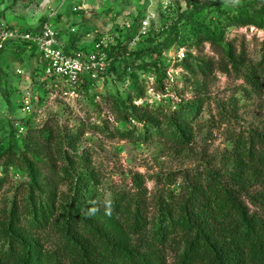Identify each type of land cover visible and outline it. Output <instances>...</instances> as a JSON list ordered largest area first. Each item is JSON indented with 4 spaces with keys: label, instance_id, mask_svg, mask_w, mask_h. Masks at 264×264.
Returning <instances> with one entry per match:
<instances>
[{
    "label": "rangeland",
    "instance_id": "obj_1",
    "mask_svg": "<svg viewBox=\"0 0 264 264\" xmlns=\"http://www.w3.org/2000/svg\"><path fill=\"white\" fill-rule=\"evenodd\" d=\"M217 1L0 0L2 27L38 30L50 21L62 43L71 39L72 52L90 50L103 38L109 41L107 54H116L118 45L125 48L107 76L82 87L75 98L43 87L38 54H0V163L11 161L12 150L17 155L15 167L0 168V258L10 253L6 229L16 200L29 210L44 209L36 243L46 251L63 243L78 173L97 180L98 197L89 205L97 215L119 195L138 194L134 178H139L162 240L170 233L182 237L186 227L181 219L159 222L160 207L169 200L178 203L197 180L213 183L222 193L226 187L264 191L252 162L240 168L235 160V140L264 139V94L252 92L243 78L249 66L264 61V28L235 17L242 7L264 8V0H225L222 8L213 6ZM77 5L83 10L74 13ZM198 5L209 7L199 13L202 23L216 26L222 33L216 43L229 53L198 30L190 17ZM150 14L155 19L144 32L142 23ZM167 37L173 46L159 60L160 78L143 68L158 57L143 56L152 42ZM210 65L211 72L205 71ZM27 91L35 97L32 113L23 106ZM177 115L190 122L171 123ZM35 157L41 161L37 173ZM169 263H175L173 255Z\"/></svg>",
    "mask_w": 264,
    "mask_h": 264
},
{
    "label": "trees",
    "instance_id": "obj_2",
    "mask_svg": "<svg viewBox=\"0 0 264 264\" xmlns=\"http://www.w3.org/2000/svg\"><path fill=\"white\" fill-rule=\"evenodd\" d=\"M226 2L218 0L213 6L222 8L226 6ZM208 8L198 5L190 17L195 19L198 30H204L205 39L212 41L221 51L227 50L229 53L230 49L216 43L222 40V33L216 26L202 23L203 17L199 13ZM248 9L252 10V15L247 12ZM57 16L54 17L55 20ZM235 19L264 28V8L242 7ZM54 30L61 40L60 32L55 27ZM197 34L198 32L194 33L195 36ZM168 40L167 37L160 43L152 42L143 56L158 57L152 62L144 63L143 68L156 73L160 78L162 63L159 60L163 51L173 46ZM71 42L70 39L64 43L67 53H72ZM30 46L24 42H9L0 50V54L20 50L38 54L36 47ZM115 49L116 54L113 50L108 54L113 59L111 67L124 56L125 48L118 45ZM211 70L212 65L205 67V71ZM3 75L4 71L0 68L1 88ZM243 78L251 86L252 92L264 94V61L249 66ZM87 84L93 85L89 81L85 85ZM43 87L56 89L49 81H45ZM196 106L198 103H193V107ZM186 122L190 120L184 115H177L171 121L179 125ZM258 139L261 144L257 142ZM235 143V160L240 168L245 166L246 160H250L256 168V174L264 180V139L256 137L246 142L239 138ZM10 154L13 155L11 161L6 165L0 163V168L9 170L16 166L15 151H10L8 155ZM2 156L1 154L0 160ZM40 163V159L35 157L32 162L33 172L40 171ZM49 172L55 178L56 173L51 170ZM234 179L238 180L237 184L242 185L241 176L236 175ZM96 182L93 175L78 173L77 193L72 195L64 241L53 251H46L36 243L40 240L38 229L44 225L45 217L41 216L44 209L37 210L34 207L29 210L16 200L10 215L11 225L6 229L10 239V253L0 258V264H170V255H173L174 264H264V191L249 193L242 188L235 190L226 187L222 193L213 183L205 184L197 180L189 185L178 203L169 200L165 206L160 207L159 222L165 218L181 219L186 227L182 237L170 233V239L162 240L156 233L158 222L149 212L147 190L139 178H134L138 194L119 195L98 215L89 209V205L95 203L98 197ZM82 188H86V191ZM183 248L185 253L181 256Z\"/></svg>",
    "mask_w": 264,
    "mask_h": 264
},
{
    "label": "built area",
    "instance_id": "obj_3",
    "mask_svg": "<svg viewBox=\"0 0 264 264\" xmlns=\"http://www.w3.org/2000/svg\"><path fill=\"white\" fill-rule=\"evenodd\" d=\"M167 7L169 5L166 4L165 8ZM72 10L76 13L83 10V7L75 6ZM154 19L155 16L150 14L143 21L144 32L151 28ZM9 42H24L30 44V47H36L42 63L44 80L51 82L56 89L72 98L78 97L80 89L87 81L93 85L100 83L113 62L107 54L109 41L106 38L98 40L90 50L67 53L64 50V43L59 39L50 21L34 32L0 26V50ZM34 99L31 91L25 92L23 106L28 113H32Z\"/></svg>",
    "mask_w": 264,
    "mask_h": 264
}]
</instances>
